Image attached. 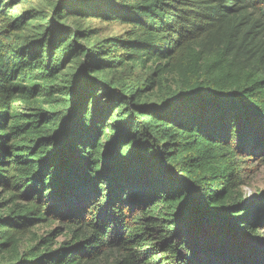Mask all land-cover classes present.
<instances>
[{"label":"trees","instance_id":"obj_1","mask_svg":"<svg viewBox=\"0 0 264 264\" xmlns=\"http://www.w3.org/2000/svg\"><path fill=\"white\" fill-rule=\"evenodd\" d=\"M17 1L0 0V264H264V195L243 191L264 166V0L60 2L55 19L85 3L129 26L101 50L61 23L16 44ZM108 63L149 75L91 77Z\"/></svg>","mask_w":264,"mask_h":264},{"label":"rangeland","instance_id":"obj_2","mask_svg":"<svg viewBox=\"0 0 264 264\" xmlns=\"http://www.w3.org/2000/svg\"><path fill=\"white\" fill-rule=\"evenodd\" d=\"M64 1L65 0H18L13 3V10H11L8 15L27 14V24L21 29L15 31V43L22 46L38 43L37 41L49 31V28L53 25V23H61L62 25L69 27L71 32L72 30H76L78 32V36L76 37L77 39L71 35L72 33L64 37L68 43L75 39L82 46L101 50L107 39L120 36L129 29V26L126 24L114 21H104L99 17H95L94 13H88L86 11V6L83 5L85 3L80 5L77 10L67 11L65 13L67 15H65L63 19H55L56 7L60 4V2L62 3ZM1 21L2 20L0 18V22ZM102 57H106V53L102 54ZM84 62V55L74 56L61 71V77L63 79L78 78V76L82 73L81 70ZM90 75L95 78L105 77L108 80H115L123 75H131L132 78H140L144 81V79L149 75V72L146 69H141L140 67L132 69L130 67H121L117 63H113L112 65L111 63H108L104 69L96 73H91ZM141 84H144V82H141ZM177 84L176 78L172 74H167L162 81V86L157 83L154 85L153 89L149 87L145 94H143L142 100L147 102L158 101L163 93L167 92L169 89H175ZM97 98L98 97L95 96L93 101L97 100ZM109 118L110 117H108L106 121L107 123L110 122ZM243 191L250 197V199L259 195H264V166L257 165L255 167L254 165L253 168L249 170L247 183L243 187ZM55 226L56 225L53 227ZM50 229L51 227L49 226H41L36 228V232L42 235ZM63 238L64 235H61L58 237V240H62ZM26 245L27 244H25V246Z\"/></svg>","mask_w":264,"mask_h":264},{"label":"water","instance_id":"obj_3","mask_svg":"<svg viewBox=\"0 0 264 264\" xmlns=\"http://www.w3.org/2000/svg\"><path fill=\"white\" fill-rule=\"evenodd\" d=\"M262 243H264V241H262Z\"/></svg>","mask_w":264,"mask_h":264}]
</instances>
